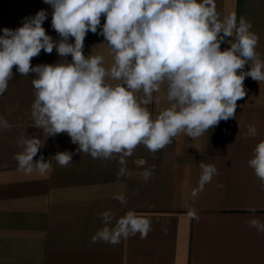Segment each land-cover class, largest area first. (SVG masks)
I'll return each mask as SVG.
<instances>
[{
  "label": "crops",
  "instance_id": "obj_1",
  "mask_svg": "<svg viewBox=\"0 0 264 264\" xmlns=\"http://www.w3.org/2000/svg\"><path fill=\"white\" fill-rule=\"evenodd\" d=\"M215 3L221 17L235 13L237 22L240 17L251 22L250 31L259 37L256 52L264 61V0ZM41 9L48 13L46 33L58 40L51 26L53 10L43 0H0V35L4 28L22 26ZM104 22L102 16L101 25ZM228 47L224 43L221 50ZM83 53L102 56L106 67L113 62L109 46L98 34L87 33ZM60 59L55 49L51 54L41 50L31 64ZM13 73L0 96V117L10 125L0 127V264H264V233L248 223L253 218L264 223V183L248 165L254 148L264 140V81L245 78L247 94L237 101L235 119L221 121L199 138L180 133L155 153L141 144L122 165L118 155L94 159L77 152L67 134L47 137L36 128L31 117L35 74L21 76L15 66ZM166 93V84L153 93L148 106L153 119L170 107ZM248 125L257 128L255 137L248 135ZM22 137L41 140L34 161L41 154L47 160L67 151L73 153L72 162L62 167L53 160L47 173L26 174L15 159L22 151L17 143ZM201 163L217 170L202 191ZM121 167L124 176L117 175ZM149 169L152 175L144 181L142 174ZM121 194L126 204L114 199ZM253 208L255 212L250 211ZM190 209L198 219L189 217ZM129 210L150 219L146 238L137 233L116 245L92 242L105 226L102 213L113 212L119 218Z\"/></svg>",
  "mask_w": 264,
  "mask_h": 264
},
{
  "label": "clouds",
  "instance_id": "obj_2",
  "mask_svg": "<svg viewBox=\"0 0 264 264\" xmlns=\"http://www.w3.org/2000/svg\"><path fill=\"white\" fill-rule=\"evenodd\" d=\"M43 2L53 10L51 26L60 38L46 33L43 23L48 13L43 9L25 18L15 30L4 28L0 35V96L14 77V66L21 76L34 73L31 117L35 127L47 137L67 134L78 146L77 152L94 159L111 160L118 155L123 165L124 157L131 156L141 144L155 153L180 133L199 138L221 121L235 119L237 101L247 94L246 77L264 81V61L256 52L259 37L250 31L251 22L244 17L237 22L235 13L221 17L215 0ZM88 32L104 37L113 56L109 66L104 65L102 56L84 55ZM70 38L74 42H69ZM224 43L230 47L221 50ZM53 49L59 61L32 66V58L41 50L51 54ZM69 55L70 62L65 59ZM165 84L170 107L153 119L148 106L153 103V93H159ZM141 92L143 96L138 97ZM0 127L10 125L0 117ZM257 134V128L248 125V135ZM17 143L22 151L15 159L26 174L47 173L53 160L62 167L72 162L73 153L67 151L47 160L41 154L34 161L42 148L37 137H22ZM248 165L264 183V140L254 148ZM200 167L202 191L217 170L211 164L201 163ZM152 171H144V181ZM125 174L121 167L117 175ZM114 199L127 203L122 194ZM187 214L198 219L194 210ZM101 219L105 226L92 237L93 243L116 245L137 233L144 239L151 230L150 219L133 210L119 218L106 211ZM248 223L264 233L259 219Z\"/></svg>",
  "mask_w": 264,
  "mask_h": 264
}]
</instances>
